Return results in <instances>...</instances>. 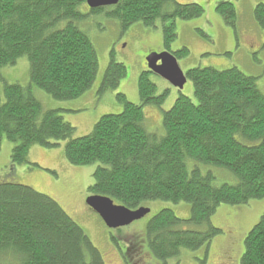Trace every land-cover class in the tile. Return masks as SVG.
I'll return each mask as SVG.
<instances>
[{
  "label": "trees",
  "instance_id": "obj_1",
  "mask_svg": "<svg viewBox=\"0 0 264 264\" xmlns=\"http://www.w3.org/2000/svg\"><path fill=\"white\" fill-rule=\"evenodd\" d=\"M84 5L87 0H0V69L23 56L30 62V83L5 82L0 94V149L6 138L15 144L12 164L39 167L29 161L30 149H56L64 142L71 165L99 163L89 195L131 210L158 200L191 206L189 219L168 208L150 219L147 244L156 258L167 261L182 249L208 251L221 233L211 220L221 205L264 199V93L256 77L237 67L188 69L197 102L180 94L164 112L161 135L148 131L144 107L162 106L166 93L156 94L153 73L147 70L139 77V104L118 94L123 111L102 116L90 134L75 137L76 128L62 115L68 110H45L34 88L61 101L78 99L92 88L99 57L79 26L87 16ZM217 11L235 27L233 4L220 3ZM99 13L118 19L124 31L137 23L150 28L160 23L165 51L171 52L177 20L195 19L204 10L175 0H119L112 7L90 8V14ZM254 17L264 32V3L256 6ZM171 53L179 60L189 49ZM126 75V66L112 57L98 93L117 89ZM191 163L226 168L237 181L216 186L211 172L191 169ZM15 178L9 173L0 183V264H106L59 202L28 184L8 182ZM240 264H264V215L245 237Z\"/></svg>",
  "mask_w": 264,
  "mask_h": 264
},
{
  "label": "rangeland",
  "instance_id": "obj_2",
  "mask_svg": "<svg viewBox=\"0 0 264 264\" xmlns=\"http://www.w3.org/2000/svg\"><path fill=\"white\" fill-rule=\"evenodd\" d=\"M175 1L199 4L204 10L203 15L195 19L177 20L178 36L170 50L176 52L185 47L189 49V55L178 60L182 70L186 72L198 66L220 70L237 67L245 74L256 77L257 85L264 93V32L254 17L256 6L264 3V0ZM223 2H229L235 7V27L228 24L217 11L218 5ZM81 11L87 16L79 22V26L91 38L99 57V70L92 88L78 99L68 101L56 100L43 90L34 88L45 110H68L62 115L76 128L75 137L90 134L102 116L120 114L124 105L118 100V94L125 95L131 103L139 104V77L148 70L147 57L151 52L165 51L160 23L157 28L137 23L124 31L116 18L105 13L90 14L87 5ZM112 57L126 66L127 75L117 89L99 94L100 84ZM29 77L30 62L27 56L21 57L15 65L2 67L0 94L4 96L5 82L28 85ZM151 80L157 86L156 94L166 93V99L160 107L153 104L144 107L146 119L149 118L147 129L162 135L164 112L173 107L178 96L185 95L195 103L197 100L191 80H187L181 91L155 74H151ZM64 145L62 142L56 149L33 146L28 159L39 167L14 165L11 163V154L15 144L4 138L0 149V183L11 173L16 180L8 182L28 184L54 198L84 229L103 254L106 264H224V251L227 248H230V253L226 259L228 263L225 264L241 263L245 237L264 215V199L243 206L221 205L211 219L213 226L220 229L221 233L214 237L208 251L206 247L196 251L182 249L178 257L163 261L156 258L148 247V222L165 208L172 209L182 219H189L191 206L185 202L147 201L142 207L151 210L149 215L129 226L111 230L86 203L88 190L94 183L93 174L99 163L71 165L65 158ZM195 166L203 173L211 172L216 186L237 181L236 176L226 168L202 163L190 164L191 169Z\"/></svg>",
  "mask_w": 264,
  "mask_h": 264
},
{
  "label": "water",
  "instance_id": "obj_3",
  "mask_svg": "<svg viewBox=\"0 0 264 264\" xmlns=\"http://www.w3.org/2000/svg\"><path fill=\"white\" fill-rule=\"evenodd\" d=\"M119 0H87V5L91 9L114 6ZM160 62V64H159ZM149 70L161 78L167 80L171 85L182 90L187 83L186 74L179 66L177 58L170 52H152L147 57ZM87 205L93 209L103 220L109 229H118L131 225L143 219L151 210L139 208L137 210L128 209L125 206L117 205L113 200L103 196H89Z\"/></svg>",
  "mask_w": 264,
  "mask_h": 264
},
{
  "label": "bare ground",
  "instance_id": "obj_4",
  "mask_svg": "<svg viewBox=\"0 0 264 264\" xmlns=\"http://www.w3.org/2000/svg\"><path fill=\"white\" fill-rule=\"evenodd\" d=\"M90 8V7H89Z\"/></svg>",
  "mask_w": 264,
  "mask_h": 264
}]
</instances>
